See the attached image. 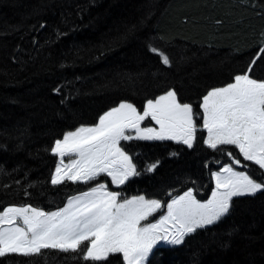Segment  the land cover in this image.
Here are the masks:
<instances>
[{
    "label": "trees",
    "instance_id": "16d2710c",
    "mask_svg": "<svg viewBox=\"0 0 264 264\" xmlns=\"http://www.w3.org/2000/svg\"><path fill=\"white\" fill-rule=\"evenodd\" d=\"M262 44L264 0H0V210L32 205L53 212L99 183L121 199L144 195L167 204L190 189L208 199L211 173L231 161L203 144L205 131L192 149L172 141L121 143L138 170L157 160L159 166L120 188L105 175L52 185L58 158L49 149L120 102L142 111L169 89L200 112L207 91L244 73ZM150 47L167 54L171 66ZM250 76L264 79V54ZM249 171L262 175L254 165ZM44 251L42 258L13 254L0 264H85L76 254ZM148 264H264V193L234 198L220 222L183 245L156 248Z\"/></svg>",
    "mask_w": 264,
    "mask_h": 264
},
{
    "label": "snow or ice",
    "instance_id": "6c2138e0",
    "mask_svg": "<svg viewBox=\"0 0 264 264\" xmlns=\"http://www.w3.org/2000/svg\"><path fill=\"white\" fill-rule=\"evenodd\" d=\"M150 51L171 66L161 49L150 47ZM261 54L264 44L244 73L226 86L209 89L201 98L200 112L194 113L192 104L182 103L177 92L169 89L147 100L142 111L122 101L100 115L95 125L64 133L49 149L58 158L49 180L52 185L88 184L105 175L120 187L159 166L157 160L138 170L122 141H173L192 149L197 132L206 131L203 144L231 161L211 173L215 187L210 199L201 202L192 190L167 204L144 195L121 199V192L99 183L53 212L9 205L0 210V258L13 254L42 258L44 250H55L76 254L85 264H102L116 254L122 264H147L158 244L183 245L186 237L229 215L234 198L264 193V79L250 76ZM146 120L155 126L142 127ZM227 146L250 163H242ZM66 156L73 158L65 162ZM253 165L260 178L249 171ZM161 209L164 213L156 221L142 223Z\"/></svg>",
    "mask_w": 264,
    "mask_h": 264
},
{
    "label": "rangeland",
    "instance_id": "374dc122",
    "mask_svg": "<svg viewBox=\"0 0 264 264\" xmlns=\"http://www.w3.org/2000/svg\"><path fill=\"white\" fill-rule=\"evenodd\" d=\"M145 125H151V126H155L154 125V122H151L150 120H146L145 122H144V124H142L141 126L142 127H144ZM158 127V126H157ZM205 134H206V131H205ZM124 141H122L121 143H123ZM229 147H232V146H229ZM233 148V147H232ZM236 150V149H235ZM237 151V150H236ZM238 152V151H237ZM73 157H68V156H66L65 157V162H68L70 159H72ZM239 158V157H238ZM239 159H241L242 160V157H240ZM242 162H243V160H242ZM238 170H240L239 168H238ZM109 178V177H108ZM110 179V178H109ZM71 183V182H70ZM213 187H215V182H214V186ZM89 190V189H88ZM87 190V191H88ZM110 190V189H109ZM190 190H192V189H190ZM213 190H214V188H213ZM212 190V191H213ZM111 191V190H110ZM188 191V190H187ZM187 191H185V192H187ZM193 191V190H192ZM185 192H183L182 194H180V196L181 195H183ZM194 195V194H193ZM177 197H179V196H177ZM210 197H211V194H210V196H209V198L208 199H210ZM176 198V197H175ZM208 199H206V200H204V201H202V200H200L201 202H206ZM171 202V201H170ZM57 211V210H56ZM164 213V212H163ZM157 214H159V211L155 214V215H157ZM162 214H160V216H161ZM154 216V215H153ZM153 216H151V217H149V220L148 221H144V222H142V223H148V222H154V221H156L158 218H156V220H151L150 221V218H152ZM160 246H172V245H169V244H166V243H160V244H158L157 246H156V248H158V247H160ZM156 248H154L153 249V252H152V254L149 256V258H148V261H149V259L151 258V256L153 255V253H154V251H155V249ZM148 263V262H147Z\"/></svg>",
    "mask_w": 264,
    "mask_h": 264
},
{
    "label": "water",
    "instance_id": "95a60500",
    "mask_svg": "<svg viewBox=\"0 0 264 264\" xmlns=\"http://www.w3.org/2000/svg\"><path fill=\"white\" fill-rule=\"evenodd\" d=\"M254 66V65H253Z\"/></svg>",
    "mask_w": 264,
    "mask_h": 264
}]
</instances>
